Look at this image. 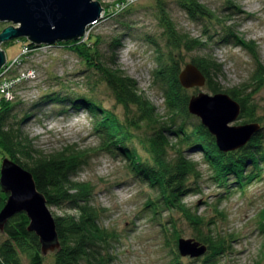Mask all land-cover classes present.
I'll return each mask as SVG.
<instances>
[{
	"label": "trees",
	"instance_id": "trees-1",
	"mask_svg": "<svg viewBox=\"0 0 264 264\" xmlns=\"http://www.w3.org/2000/svg\"><path fill=\"white\" fill-rule=\"evenodd\" d=\"M174 1L192 20L201 23L202 30L195 36L181 29L172 18L167 2L155 0L160 32L148 38L155 62L152 70L154 83L163 96V113L118 64L113 48L119 43V38L110 42L107 54L99 46L102 43L99 34L88 36L87 42L69 40L54 45L76 52L87 66V86L94 88L104 84L116 103L123 107V114L119 116L105 107L96 96H72L60 92L45 96L61 103L69 101L74 109H87L99 140L95 146L81 148L72 143L44 151L35 144L36 138L23 129L22 122L29 116L28 112L19 115L14 112L12 100H0L2 159L8 157L29 170L49 206L68 205V210L61 214L52 211L59 240V247L53 250L52 264H113L114 256L110 250L117 236L113 229L100 224L104 210L92 202L95 185L89 180L73 178V174L97 151L122 156L132 177L150 189L143 205L161 227L166 244L172 245L174 262L171 264H183L177 248V241L183 236L173 213L180 214L193 226L198 232L194 239L207 246L203 264H213L217 256L229 248L226 235L209 227L210 221H206L197 208L187 205L183 199L201 177L200 162L189 156L187 151L194 148L203 152V161L211 169L210 177L219 187L229 189L235 184L237 188H244L251 179L260 175L261 163L264 162V134L260 130L245 146L234 151H220L215 137L201 122L189 123L190 95L180 83L179 73L188 63L183 52L206 48L214 44L218 35L224 41L240 44L250 51L256 65L248 80L238 86L221 88L216 78L222 65L210 54L195 55L189 62L205 75L206 86L211 92H227L239 102L242 123H260L264 117L257 114L259 106L254 95L264 86V64L256 43L243 38L237 33L235 24L228 23L232 21L233 9V12H242L237 0H225V6L219 10L200 0ZM131 7L117 14V22L125 31L130 27L127 17L132 12ZM23 41L33 49L41 46L25 38ZM7 196L6 192L0 193V209ZM164 213L169 216L165 224L161 221ZM256 220L263 242L260 258L255 264H264V206L257 213ZM28 225L29 218L25 212L14 214L4 223L0 229L6 236L0 241V264H23V257L29 264H44L45 253L39 237L28 230ZM205 227L208 229L206 232L203 231Z\"/></svg>",
	"mask_w": 264,
	"mask_h": 264
},
{
	"label": "rangeland",
	"instance_id": "rangeland-1",
	"mask_svg": "<svg viewBox=\"0 0 264 264\" xmlns=\"http://www.w3.org/2000/svg\"><path fill=\"white\" fill-rule=\"evenodd\" d=\"M97 1L104 10L96 23L87 26L86 42L89 40L88 36L99 34L102 38L99 46L108 54L110 42L118 37L119 43L113 48L118 64L136 80L139 89L163 113L164 101L160 89L154 83L152 70L155 62L148 38L149 35H158L160 32L155 15V0ZM165 1L172 18L181 29L195 36L201 33L200 22L192 20L174 0ZM200 1L216 10L225 6V0ZM237 3L242 12L236 13L233 12L235 9H231L232 21L228 23L235 24L237 33L243 38L256 43L260 60L264 64V0H237ZM129 6H132V12L127 17L130 27L125 31L116 18L122 9ZM8 24L0 22V31ZM23 39H13L0 45L5 51L8 64L18 55L25 57L26 54L21 51ZM183 53L187 62L195 55L205 54H210L220 62L221 71L216 79L222 89L247 81L256 65L249 50L233 41H224L219 35L214 44ZM27 67L36 69L34 76L18 84L9 100L15 103L14 112L19 115L28 112L29 116L22 122L23 129L36 138L35 144L44 151L49 152L72 143L81 148L93 147L99 141L93 129V118L87 109H74L69 101L61 103L48 100L45 97L48 94L60 92L72 96H96L105 107L119 116L124 112L104 84L100 83L94 88L87 86V66L72 50L61 45L36 48L21 64L14 66L10 75ZM186 89L190 96L198 92L213 94L206 82ZM254 101L259 106L257 114L264 117V86L256 92ZM189 115V123L201 122L199 116L192 113ZM239 116L229 124H242ZM260 124V130L264 134V120ZM262 142L264 145V135ZM187 152L200 162L201 177L193 183L194 188L186 192L183 199L187 205L197 208L206 221H210L209 227L226 235L229 242L228 250L217 256L213 264H255L260 258L263 242L256 216L264 206V162L261 163L260 175L251 179L244 188H237L233 184L225 189L211 179V169L203 161L202 151L192 148ZM1 161L0 153V167ZM125 164V159L120 155L97 151L73 174V178L89 180L95 185L92 202L104 210L100 224L113 229L117 236L110 250L114 256L113 264H171L174 262L172 245L166 244L161 227L143 205L150 189L133 178ZM49 207L56 214L68 210L67 203ZM173 217L181 236L196 238L197 230L180 214L173 213ZM167 219L169 216L164 213L161 221L165 224ZM207 230L206 227L203 228V231ZM5 237L0 230V241ZM44 255V264H52L53 250H48ZM205 255L207 253L199 257H180L183 264H203ZM23 264H29L24 257Z\"/></svg>",
	"mask_w": 264,
	"mask_h": 264
},
{
	"label": "water",
	"instance_id": "water-1",
	"mask_svg": "<svg viewBox=\"0 0 264 264\" xmlns=\"http://www.w3.org/2000/svg\"><path fill=\"white\" fill-rule=\"evenodd\" d=\"M103 10L97 0H0V22L9 23L0 31V45L19 38L36 45L79 40L87 26L102 17ZM6 62L5 51L0 47V68ZM179 80L185 88H190L205 84L206 77L194 63L188 62L180 71ZM240 110L239 102L223 91L198 92L188 101V111L200 117L222 152L245 146L261 128L259 122L230 125L238 118ZM0 185L8 194L0 209V229L11 216L25 212L29 218L28 230L39 237L43 253L58 248L54 216L45 195L37 189L32 173L4 157ZM177 248L180 255L189 257L207 252V246L194 238L180 237Z\"/></svg>",
	"mask_w": 264,
	"mask_h": 264
},
{
	"label": "built area",
	"instance_id": "built-area-1",
	"mask_svg": "<svg viewBox=\"0 0 264 264\" xmlns=\"http://www.w3.org/2000/svg\"><path fill=\"white\" fill-rule=\"evenodd\" d=\"M125 4V3H123ZM123 7V6H122ZM86 36L87 34L85 33L84 36H82L79 41L80 42H85L86 41ZM47 47L50 45H41L37 48L40 47ZM35 50L31 48L28 44L25 42L23 43V46L21 48L22 53L26 54L25 57L29 56L31 52ZM23 56H16L14 60L8 64V61L0 68V100L2 98H5L9 100L12 98V91L15 89V87L20 84L21 82L28 80L29 78L33 77L35 74V68L34 67H27L26 69H20L16 74H13L11 76L10 74L12 73V70L15 65H19L22 63L24 58ZM11 72V73H10ZM11 76V77H10Z\"/></svg>",
	"mask_w": 264,
	"mask_h": 264
},
{
	"label": "bare ground",
	"instance_id": "bare-ground-1",
	"mask_svg": "<svg viewBox=\"0 0 264 264\" xmlns=\"http://www.w3.org/2000/svg\"><path fill=\"white\" fill-rule=\"evenodd\" d=\"M84 36V35H83Z\"/></svg>",
	"mask_w": 264,
	"mask_h": 264
}]
</instances>
